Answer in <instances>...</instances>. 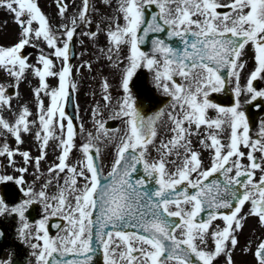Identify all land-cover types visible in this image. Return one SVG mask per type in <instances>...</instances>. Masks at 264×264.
Returning <instances> with one entry per match:
<instances>
[{
    "label": "snow or ice",
    "instance_id": "obj_1",
    "mask_svg": "<svg viewBox=\"0 0 264 264\" xmlns=\"http://www.w3.org/2000/svg\"><path fill=\"white\" fill-rule=\"evenodd\" d=\"M102 2L107 4L109 0ZM0 5L14 15L20 26L17 42L0 47V67L16 81L29 67L39 78V87L33 89L36 120L30 121L29 109L20 106L12 122L0 117V131L10 134L19 145L22 143L21 132L31 131L29 126L39 121L37 127L42 132L35 134L40 152L35 157V169L39 173V161L46 154L45 145L55 136L58 126L61 129V135L55 136L59 148L58 163L54 162L47 172L67 170L63 184H58L57 192L51 196L46 191L47 179L40 190L35 191L31 185L23 186V175H0V181L15 180L21 185L20 191L25 198L11 207L0 200V214H15L20 218L22 226L18 237L21 241L30 243L33 236L35 240L43 241L42 244L30 243L36 264H90L91 254L95 251L93 237L103 253L104 264H215V258L230 253L238 243L235 233L242 227L238 214L245 202L250 204L248 214L256 216L259 225L264 227V166L253 155L259 150L264 159V142L250 140L239 99L230 107H221L209 98V93L220 92L226 83L222 69L228 77L236 78V86L232 88L235 97L243 92L252 101L264 98V88L253 86V81L264 75V0H228L225 6L230 11L223 13L217 10L221 6L220 0H118L116 11L123 23L118 22L117 16L109 17L108 48L101 52L112 66H117L121 59L126 60L120 79L123 95L118 98L115 109L116 115L126 118V127L118 138L108 136L105 124L97 118L100 108L93 106L97 135L93 137L91 132L88 133L87 140L79 145L81 158L74 164L66 162L70 151L76 147L73 121L66 114L64 104L69 95L67 89L72 70L69 42L74 36L77 19L80 22L87 19L88 0H83L77 16L70 18L69 24L59 25L63 30V39L59 42L37 0H0ZM151 5H155L158 12L146 19L145 9ZM57 8L64 18L66 5L63 0H57ZM162 31L167 32L168 38H177L180 47L152 36L150 51L141 50L139 45L149 33ZM87 35L95 37L96 33ZM34 38H42L53 49L51 55L61 62L59 71L54 70V61L43 54L38 57L42 67L27 64L21 50ZM249 42L255 52V66L241 88L239 69L244 65L238 57ZM122 45L127 47L126 57L120 55ZM141 65L154 72V83L171 97L174 109L168 113L171 128L167 130L171 136L167 141L162 137L159 146L154 138L158 134L156 122L161 113L143 115L141 103H134L130 93V80ZM176 75L186 83H178L174 79ZM48 76L58 77V86L49 88L45 79ZM108 88L104 81L105 106L111 102ZM71 89L74 94L75 82L71 83ZM41 92L48 97L47 105ZM10 107L5 87L0 86V109ZM208 109L215 110L214 118L207 115ZM63 121H67L66 125ZM193 126L196 130L204 126L205 136L201 137L200 144L211 149L207 167L198 151L191 148L189 137L194 134ZM225 129H228L227 143H221L220 133ZM105 136L109 143L115 142L114 158L107 173L99 166L101 149L95 143ZM261 136L264 137V128ZM241 144L249 149L247 153L240 151ZM150 145L159 153L158 159L147 157ZM90 149H95V156ZM14 152H19L25 165L32 162L28 151L11 149L7 143L0 145V154H6L10 164ZM170 155L180 163L168 160ZM245 155L247 165L241 162ZM168 164L175 165L174 170L169 171ZM138 165L144 173L141 177L134 176ZM257 169H260V175L254 179ZM17 171L23 174L26 168L19 167ZM214 173L222 180L208 182L207 178ZM77 177L82 178L81 182L78 183ZM145 177L154 180L156 187H151ZM34 202H39L46 214L35 221L36 232L32 233L25 231L29 228L25 209ZM204 211L207 215L197 219ZM57 215L62 216L65 225L59 235L50 236L45 225L49 216ZM218 216L223 220V227L210 230V222ZM209 234L212 248L208 247ZM244 251L248 252L249 248ZM69 254L74 258L65 259ZM253 255L256 264H264V239L258 241ZM227 264H232L230 255Z\"/></svg>",
    "mask_w": 264,
    "mask_h": 264
},
{
    "label": "rangeland",
    "instance_id": "obj_2",
    "mask_svg": "<svg viewBox=\"0 0 264 264\" xmlns=\"http://www.w3.org/2000/svg\"><path fill=\"white\" fill-rule=\"evenodd\" d=\"M47 1L43 3V7L40 6L41 10L44 11L46 14L48 23L52 26L53 31L56 33L58 42L63 39L62 36V29L59 28L61 23L69 24L70 18L76 17L71 16V8L75 9L83 1H73V0H63V3L66 5V11L64 14V18L60 16L58 13V9L56 8L54 2L57 0H43ZM50 14L51 17H48ZM54 15H57L54 18ZM89 23L80 22L77 19V23L74 25L80 27V31L75 35V39L79 40V44H76V57L71 64L72 70L69 79V86L71 87V83L75 82L76 84V91H75V113L79 125V139L73 136L74 143L76 147H74L70 151V158L71 160H78L81 158V153L79 150V145L82 143H77L76 140L83 139L84 141L88 138V133L91 132L92 136L95 137L97 135L95 130V125L93 123V106H97L100 109L105 107V104H100L98 102L97 93L99 91V87L103 79V76L107 74V71H110L111 61H109L104 54L101 55H92L89 54L90 51H95V49H86L84 41L86 37L82 34V31L87 28ZM36 26V24H33ZM83 26V28H82ZM56 27V30H55ZM20 26L15 22L14 15L3 5L0 6V47L11 46L12 44L16 43L19 38ZM105 44L108 45L107 38H105ZM33 47V51L29 52L25 55L28 59L26 62L30 63V66L34 67H42V64L39 63L38 57L39 55L43 54L48 56L51 60L54 61V70L59 71L61 67V62L56 59L55 56L51 55L53 49H51L46 42L43 41L42 38L33 39L28 45L25 47ZM123 51H127L124 50ZM123 56H127V52L123 54ZM121 61V60H120ZM89 62H93L95 67ZM105 64V65H104ZM105 66V67H104ZM102 67V68H100ZM77 68L79 71L77 72ZM104 68V69H103ZM100 76V77H99ZM99 77V78H98ZM46 83L48 84L49 88L58 86V77L48 76L46 77ZM109 85V84H108ZM0 86L5 87V91L7 89H14L15 93L13 95H8L10 98V108H2L0 109V117L7 119L8 121L12 122L14 120V113L19 111L20 106H25L29 109V116L30 117L36 116V98L33 92V89L39 87V78L33 74L32 67L25 69L22 78L19 81H16L9 75L7 71L4 70L3 67H0ZM118 87L109 85L108 93L114 92ZM6 94V93H5ZM7 95V94H6ZM40 96L45 105L48 103V97L45 96L43 92L40 93ZM115 106V108L112 105ZM109 103L107 107L109 110H104L100 113L98 119L102 122L105 120L104 118L107 116L108 118L117 117L123 125H125V117L116 115L115 109L118 108L117 102ZM264 122V118L262 119ZM66 125L67 121H63ZM39 121H36L35 127L38 128ZM31 131L29 132H21V139L22 143L19 145L16 144L15 139L10 135L7 134L6 138L8 140V145L11 149H19L20 152L28 151L30 157H37L40 155L39 152V143L35 139L36 130H34V126L30 125ZM58 127V126H57ZM83 129V131L81 130ZM42 132V129H39ZM61 131V130H60ZM107 132V131H106ZM258 130L253 129L252 131V138L256 139V133ZM109 136L115 135L117 138L124 134V130L121 129L120 131H112L108 132ZM61 132L55 128V136H60ZM54 137H50L49 141L45 145L46 154L42 158L44 160V166H51L55 159H53L59 149L57 147L58 140ZM162 137L158 139L160 142ZM164 138V137H163ZM102 139H106L108 142V136L102 137ZM165 140V139H164ZM257 140V139H256ZM98 141H95L97 143ZM111 149H114L115 142H111ZM240 148V146H239ZM77 153L74 155L73 153ZM255 153V152H254ZM107 156V157H106ZM114 157V151L109 150L107 155L103 154L105 160H111ZM151 145L148 146L147 157H151ZM51 157V158H50ZM111 157V158H109ZM33 158V159H34ZM20 164V163H16ZM19 166V165H18ZM42 167V164H41ZM67 173V171H66ZM21 174V173H20ZM65 172L57 173V170H53V178L60 179L64 176ZM78 183L81 182L80 177H78ZM257 179V178H256ZM12 185H16L15 180L10 181ZM23 199L22 193L18 196V198L11 204V206L20 202ZM250 204L246 206L243 212L238 214L241 217V229L238 230L235 234L238 238L237 245L232 249L230 253L223 254L226 258L228 255L231 256V260L235 264H256L255 257L253 255V251L255 249L256 244L260 239H264V227L260 226L258 221L252 217H246V214L249 212ZM217 226L220 227V222L216 221L214 224L212 223L210 229H215ZM208 247L212 248L213 243L210 236V242L208 243ZM231 247V246H230ZM249 248L248 252H245V248Z\"/></svg>",
    "mask_w": 264,
    "mask_h": 264
},
{
    "label": "water",
    "instance_id": "obj_3",
    "mask_svg": "<svg viewBox=\"0 0 264 264\" xmlns=\"http://www.w3.org/2000/svg\"><path fill=\"white\" fill-rule=\"evenodd\" d=\"M137 92H138V91H137ZM140 94H141V93L138 92V95L141 97ZM140 97H138V98H140ZM139 100H140V99H139ZM90 264H103V263H102V260H101V259H98V258H96V257H93V260L90 261Z\"/></svg>",
    "mask_w": 264,
    "mask_h": 264
},
{
    "label": "flooded vegetation",
    "instance_id": "obj_4",
    "mask_svg": "<svg viewBox=\"0 0 264 264\" xmlns=\"http://www.w3.org/2000/svg\"><path fill=\"white\" fill-rule=\"evenodd\" d=\"M213 94H214V92H213ZM2 226H4V225L2 224Z\"/></svg>",
    "mask_w": 264,
    "mask_h": 264
}]
</instances>
